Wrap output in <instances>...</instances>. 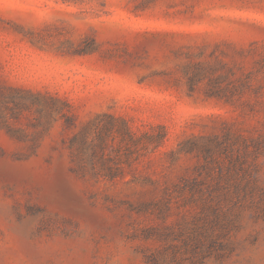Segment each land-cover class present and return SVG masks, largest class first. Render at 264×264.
Instances as JSON below:
<instances>
[{"label": "rangeland", "instance_id": "rangeland-1", "mask_svg": "<svg viewBox=\"0 0 264 264\" xmlns=\"http://www.w3.org/2000/svg\"><path fill=\"white\" fill-rule=\"evenodd\" d=\"M0 264H264V0H0Z\"/></svg>", "mask_w": 264, "mask_h": 264}]
</instances>
